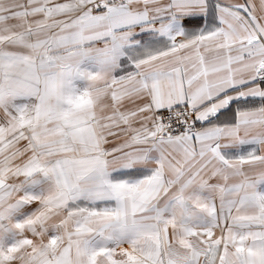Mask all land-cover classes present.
I'll list each match as a JSON object with an SVG mask.
<instances>
[{
	"label": "snow or ice",
	"instance_id": "1",
	"mask_svg": "<svg viewBox=\"0 0 264 264\" xmlns=\"http://www.w3.org/2000/svg\"><path fill=\"white\" fill-rule=\"evenodd\" d=\"M0 264H264V0H0Z\"/></svg>",
	"mask_w": 264,
	"mask_h": 264
}]
</instances>
